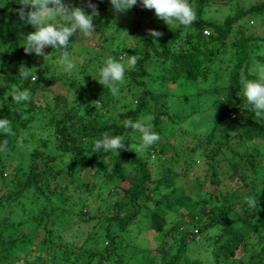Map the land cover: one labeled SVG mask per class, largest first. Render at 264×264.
<instances>
[{
  "label": "trees",
  "instance_id": "trees-1",
  "mask_svg": "<svg viewBox=\"0 0 264 264\" xmlns=\"http://www.w3.org/2000/svg\"><path fill=\"white\" fill-rule=\"evenodd\" d=\"M77 1L79 0H66L73 6H77ZM189 2L193 4V10L196 13V20L193 24L185 28L179 22L172 23L171 28L166 29L157 42H154L149 36L143 38L138 50L137 62L126 70L125 83L121 86L120 94L114 97L106 87L104 88L96 80L82 79L80 81L78 79V76L83 73L90 74L95 60L98 61L104 57L99 49L89 44L80 47L81 53L86 55L84 63L81 66L77 65L76 70L68 76L67 73H63L64 71L62 73L56 71L57 67L53 68V63L46 65L45 70L42 71L39 61H37L40 56L34 53L26 54L22 44L20 45L22 36L35 31V28L21 21L17 15V9L22 6L21 0H0V42L2 43L0 48L9 45L10 40H13L18 46L17 49L14 44L6 46L3 54H0V58L12 55L13 51H15L13 55L19 57L18 60L7 58L5 64L0 66V80L3 82V86L0 87V119L10 120L14 133L7 136L0 134V144L7 141V151L0 152V184L2 188L9 187L8 192L5 190L0 195V207H9L6 217L11 219L9 225H5V228L8 229L6 237L3 235L4 231L0 229V259L5 260L18 249V244H20L19 249L28 258L24 261L25 264H101L108 261L114 249L117 248L116 238L119 234L122 235L124 232L127 234V227L134 221L138 222V217L147 218L148 232L163 235V243L161 241L160 247L137 250L142 255V264H153L159 259L162 260V264H189L190 261L185 255L188 245L193 243L198 235L213 229L217 230V234H207V236L210 239L209 244L212 245L214 264H232L233 260L237 258V254L249 246L248 237L251 235L256 237L257 243H264L263 203L259 202L260 206L257 204L251 211L252 213L256 212V215H261L258 223L249 217L250 207L247 203L243 205L245 209L242 212H237V204L233 203L236 196L231 197L230 195L231 186L229 190L223 191L224 183L217 180L216 166L221 161L216 156L222 154L221 147L223 144H227L226 135L221 136L222 141H219L216 148L206 146L207 152L203 153L207 164L208 179L214 186L219 185L218 194L222 199L220 204H214L206 209L205 199L193 200L174 185L176 176H173V170L168 164L175 162L176 159L172 161L166 156V149L171 148L172 145L167 142L161 147L159 140L146 151H137V146L140 143L138 136L141 134L123 126V121L126 119L143 121L144 118L152 115L151 122H149L152 131L158 133L163 139L173 138V131H169L168 128L175 124L177 117L169 114L167 101L169 97L173 96V93L171 94L168 88L179 83L183 84L181 88L188 82L202 81L205 83L209 63L216 59L213 56H216L217 46L224 47L228 37L233 35L230 46L233 49L234 64L228 72V85L224 101L226 104L234 101L235 107L230 110L234 111L236 106L240 105L239 116L241 114L247 116L243 120H240L239 116L231 119L228 117L227 106L222 105L219 115L214 118V123L227 118L240 126V136L249 141L259 140L264 146V118L255 120L253 118L255 113L251 106L244 102L239 104L237 96L238 91L242 89L239 74L249 61L250 44L255 43L256 46H259L260 43L264 44V32L261 36L253 35L250 33L252 29L246 26L249 20L264 26V1L231 16H226L220 23L204 17L205 10L214 3V0H189ZM79 3L77 7H84L88 14L91 13L87 7L88 0ZM92 3L97 5L99 11V16L94 18L96 30L94 37L102 38V42L110 41L113 37L106 36L107 27H101L99 23L103 17L102 14L113 12V7L112 5L107 6L105 0H92ZM129 11L133 19H136L137 24L145 18L146 26H152L156 31L161 32L158 27L164 21L157 18L154 10L145 9L140 0ZM204 29H208V35L203 34ZM70 39L73 42L74 36ZM101 48L104 47L101 46ZM55 51L57 52L54 49L52 53ZM117 53V51L110 50L109 56L117 60ZM51 58H55V55L52 54ZM257 59L262 61L264 56H259ZM21 65L29 68L34 67L37 80L33 81L31 77L27 80L20 79L19 68ZM95 72L92 71L91 74ZM67 77L70 80L68 84L70 88L79 86L78 89H75L77 103L74 105H69L65 98L53 91L61 79ZM74 77L76 80L72 85L71 79ZM246 79L255 80L256 77L247 75ZM13 86L19 90H29L31 99L16 104L11 99ZM123 90H127L129 93L122 95ZM213 90L217 92L219 89ZM207 91L210 89L197 91L194 96ZM5 93H8L6 97ZM37 94L40 95L38 100L34 99ZM187 96L183 94L179 100L189 101ZM95 100H100L105 106L104 114L102 112L99 114L100 109L93 103ZM44 118L47 121L40 123L39 126H41V131H50L49 140L39 136L40 144L32 146L28 151L25 149L23 152H17L18 141H21L20 146L27 142L21 137L22 132L37 120L40 119L42 122ZM79 122L82 124L78 125ZM105 132L112 136H123L126 144L125 149L118 150V153L105 152L103 149L98 152L94 151L95 140L102 139ZM213 133V131L210 132V138L206 145L212 141ZM26 153L30 157L31 163L27 171L17 175L12 168L10 170V166L14 168L17 164H22L24 159L20 157L17 159L19 161L16 162V165L10 162L8 167L4 159L12 155L19 157ZM232 153L236 154L239 160H244V156L240 153L236 151H232ZM151 158L160 164L165 161L161 175L157 179H152L154 167ZM245 159L247 164L241 163L239 160L229 162L233 173L237 174L239 178L237 182L244 183L246 180L244 174L247 169H250L264 183V163L261 164L259 161L255 163L248 157ZM80 163L83 165L85 175H83L84 178L77 181L74 172ZM15 169L21 170V166L15 167ZM63 171H65L68 180L61 191L67 193V198L75 191L80 195L84 192L91 193V190L95 188L106 191L109 196L119 189L118 198L106 201L103 199V195L97 193V197L102 200L103 205H99L95 212L86 209L82 212L83 208L89 205L88 199L85 195L84 197H73L70 204L71 212L69 210L65 212L64 208L61 209L60 213L63 212L64 220H56V218H52V214L56 210L53 209L49 197L56 189L61 188L59 177L62 176ZM4 172L8 173V179L3 178ZM50 177H53L52 181H49ZM96 184L97 187H95ZM122 184H126L125 188L122 187ZM70 185H73L72 189H70ZM203 186V183H199L198 190ZM240 186L246 187L243 184H235L233 190ZM164 188L169 191L163 192ZM255 188L253 190H256ZM252 193L250 197L255 196ZM257 195L258 193H256ZM17 202L20 203L16 209L18 218L15 217L14 220L10 206ZM28 204V208H35L36 214L32 213L35 210H30L31 215L24 214ZM74 208L77 211L73 210ZM234 210L237 212L235 218L230 215ZM166 212H173L182 220L165 231L163 228L166 224ZM72 218L74 221L80 220L86 223L100 220L101 228L91 232L80 245L69 242L60 235L59 226L62 228L63 225L60 224L65 222L69 227ZM183 219L187 220L183 221ZM41 223H44L43 228L46 229V236L40 243L34 247L30 245L31 243L21 246L25 242L24 234L33 231ZM48 226H52V229ZM89 238L92 241L90 243ZM172 247H175L174 252L171 251ZM152 250H155V254H152ZM2 254L4 256H1ZM112 263L129 264L121 258ZM198 263L195 261V264ZM249 263L264 264V258L257 261L251 259Z\"/></svg>",
  "mask_w": 264,
  "mask_h": 264
},
{
  "label": "rangeland",
  "instance_id": "rangeland-1",
  "mask_svg": "<svg viewBox=\"0 0 264 264\" xmlns=\"http://www.w3.org/2000/svg\"><path fill=\"white\" fill-rule=\"evenodd\" d=\"M76 1V0H75ZM85 0H79L77 1V6L80 4L79 2H83ZM264 0H214V3H212L204 12V17L208 20H211L213 22L220 23L223 21V19L226 16H231L235 13H237L240 10L247 9L251 5L260 3ZM190 3V2H189ZM105 4L107 6L111 5L110 0H105ZM193 6V4H190ZM193 8V7H192ZM102 18L100 20L99 25L101 27H107L106 36L113 38L110 41L102 42V38L94 37L91 38H85L82 33H76L74 36L73 42L70 44L69 51L71 52L72 58L76 62V65H80L84 63L86 55L84 53H81L80 47L82 45L89 44L90 46H94L96 49H99V52L104 55L100 60L96 61L95 64L92 67V71H96L94 74H90L86 72L83 73L81 76H78V79L80 81L83 80H98L99 79V70L104 66V60L105 58L109 57L110 50L117 51V61L122 62L125 64L126 70L131 68L128 66L127 61L130 56H138V50L141 46V40L146 37H151L148 33V30H155L152 26H146V19H142L139 24L136 23V19L132 17L131 12L127 11L125 13H116L115 11L111 13H103ZM134 21V22H133ZM175 25V24H174ZM245 25V24H244ZM249 28L252 29L250 33H253V35L261 36L264 32V26L259 25V23L254 22L253 20H249L248 24H246ZM245 27V26H244ZM147 28V29H146ZM161 29V33H164L166 29H170L171 26L167 25L165 22H162L159 27ZM160 32V31H158ZM237 35V34H235ZM233 35L229 36L226 40L225 46H217L216 50V56L213 58H216L214 62L209 63V71L207 75L205 76V83L202 81H197L196 83H185L184 87L181 88L182 83L170 86L168 88V91L170 93H173V96L168 98V107H169V114L175 115L177 117V120L175 124H172L168 130L173 131V138L171 139H163L160 137V145L161 147L165 145L167 142L172 145L171 148L166 149L167 153L166 156L168 159L175 162H171L168 164L169 167L173 170V176L175 177V183L174 185L181 189L183 193L189 195L193 200H199V199H205L204 205L206 206V209H208L210 206L214 204H220L221 203V197L218 194V187L219 185L216 184L215 186L211 184V182L208 179V172H207V164L206 160L203 157V153L207 152L206 146H209L211 148H216V145L219 143V141H222V135H226L227 137V144H223L221 147L222 154H218L216 158L221 161L216 166V172L217 180L219 182L224 183L223 191H227L230 189L231 186V197L236 196L233 203L235 205L237 204V212H242L245 208L243 205L246 203L245 198L250 197L251 192L256 196V193L258 195L256 196V199L259 202H262L264 205V183L260 181V179L256 176V174L253 173L252 170L247 169L245 172V182L241 183V181H238L237 174L233 173L229 162H234L239 160L238 156L232 151H236L244 156V160L240 159L239 161L244 162L247 164L245 158H250L253 162L258 163V161L262 164L264 163V146L262 145V142L259 140L255 141H249L245 137H242L239 135L240 132V126L237 125V123L229 121L227 118L220 119L218 123H214V118L219 115L220 107L222 105H226L228 108V111L234 106V101L230 103H225L224 101V95L227 89L228 85V72L233 67L234 64V58H233V49L230 46V42L233 40ZM154 42H157L159 38L151 37ZM94 40V41H93ZM2 43L0 42V45ZM14 44L15 48L17 49L18 46L15 45V42L13 40H10V44ZM22 43H20L21 45ZM5 45L4 47L0 48V54H3L5 49L9 46ZM257 44L252 43L250 44V58L249 61L245 64L244 68L240 70V78L246 79L247 75L255 76L256 75L251 71L253 68V65L256 63L264 65V60L259 61L257 57L264 56V44L260 43L259 46H256ZM7 46V47H6ZM104 47V48H101ZM188 47V46H187ZM15 49V50H16ZM110 49V50H109ZM45 54L48 56L47 59L40 56V58H37V61H39V66L42 69V71L45 70L46 65L53 63V68L56 66V71H60V73H67L68 76L70 73H73V71L68 72L65 71L60 64V55L61 53L57 50L54 53V49L52 47H46L44 49ZM12 50L10 51V53ZM81 53V54H80ZM13 54H15V51H13ZM10 55L8 57L2 56L0 58V66L5 64V61L7 58H13L14 60H18L17 55ZM52 54L55 55V58H51ZM114 58V57H113ZM115 59V58H114ZM36 60V59H35ZM76 70V69H75ZM155 72V71H153ZM257 78V77H256ZM126 79V78H125ZM76 77L71 79V84H75ZM249 80V79H248ZM98 82V81H97ZM70 83V80L67 78L61 79L59 85H57L56 88H53L54 92H58L63 98H65L69 105H74L77 103V91L75 89H78L77 87L73 86L70 88L68 84ZM61 84V85H60ZM85 82L82 83L84 86ZM3 86V82L0 80V87ZM217 88V92L213 89ZM242 88V87H241ZM203 89H210V91L207 92H201L202 94L194 96V94L197 91H202ZM129 92L127 90L122 91V95H127ZM40 94V93H38ZM36 95L34 99L38 100L40 98V95ZM183 94L188 95L189 101H180L179 97ZM8 95V93H5V97ZM237 96L239 97L238 103L241 102L247 103L246 98L243 95V90H239L237 93ZM190 97V98H189ZM16 103V102H15ZM95 107L99 108V114L102 112H105V106L101 103L100 100H95L94 102ZM17 104V103H16ZM238 104V105H239ZM110 107V105H108ZM240 106V105H239ZM236 106V112H240V107ZM160 107V106H159ZM161 109V108H160ZM88 110L93 113L89 108ZM238 112V113H239ZM104 114V113H103ZM255 115V114H254ZM253 115V118L256 120L257 118ZM247 115H240V120H243ZM229 117V116H228ZM47 118V117H46ZM107 116L105 117V119ZM152 115H149L148 117L144 118L143 121L145 123L151 124ZM47 119L44 118L42 122H40V119L34 122L26 131L22 132L21 137L25 139L27 142L25 144H21L18 141V145L16 148L17 152H23L25 149L28 151L32 146L40 144V137L45 140H49L50 131L43 130L41 131V126H39L40 123L46 122ZM82 124V122L77 123ZM213 131V139L211 142H209L208 145H206V142L209 141L210 138V132ZM40 136V137H39ZM140 137L138 136V140L140 141ZM40 146V145H38ZM49 153V152H47ZM22 158V164H17L16 162L19 161L17 159ZM155 157V156H154ZM5 163L8 166H10V162H13V165H16L15 167L21 166V170H16L15 167L10 166L14 170L15 174L21 175L24 171L28 170V166L31 163V159L29 156H27V153L24 155H21L19 157H14V155L7 157L4 159ZM153 164V173H152V179H157L162 172V166L165 165V161H162L158 163L154 158L150 159ZM168 160V161H169ZM15 161V162H14ZM167 161V162H168ZM84 168L81 163L79 166L75 169V176L77 178V181L81 180L84 173ZM4 179H8L9 175L7 172H4L3 174ZM53 178V177H52ZM52 178H49V181H52ZM60 179V186L54 193L50 194L49 201L51 202L53 209L56 210L52 214V218H56V220H64L62 218V213H60V210L64 208V211L70 210V204L71 201L74 198L84 197L88 199L89 205L83 208L82 212H84V209L94 211L96 210L99 205L102 204V200L98 199L97 193H100L103 195V199L106 201H112L115 200V198H118L119 189L116 192H113L112 195L106 194V191L93 189L91 190V193L84 192L80 195L79 192L75 191L72 194H69L71 196H68L67 193L62 192V187H65V184H67V176L65 174V171L62 172V176L59 177ZM56 181V179H55ZM76 181V182H77ZM57 182V181H56ZM199 183H203L204 186L202 189L200 188L198 190L197 185ZM235 184H243L246 185V187L240 186L235 187L236 189L233 190ZM126 184H122V187L125 188ZM259 185V186H257ZM73 185H70V189H72ZM97 187V184L96 186ZM256 187V188H255ZM256 190H253V189ZM9 187L2 188L0 184V195L1 193H4L5 190L8 192ZM163 192H168L169 189H162ZM115 194V195H113ZM74 195V196H72ZM24 201V199H23ZM105 201V202H106ZM231 201V202H232ZM20 203L17 202L12 204L10 206L11 210L13 211V219L15 220L17 217V207ZM29 204L26 207V210L24 211L25 215H31L30 210H35V208L29 207ZM260 206V205H259ZM263 208V207H262ZM254 208L249 209V217L253 219L255 222H258L260 220L261 215H256V212L252 213ZM9 210V207L7 208L0 207V229L1 231H4L3 235H7L6 233L8 231L7 228H5V225L9 223L11 220L10 218L6 217V213ZM77 211L75 208L73 209ZM264 210V209H263ZM236 210L231 211V217L235 218L237 216ZM32 213H37L35 210ZM142 213V212H141ZM166 224L164 226V230L166 231L174 225L179 220H182L178 215H176L173 212H166ZM255 214V215H254ZM24 215V216H25ZM12 217V216H10ZM16 217V218H15ZM138 222L134 221L132 222L127 228V234L126 232L119 234L118 238H116L117 248L114 249L113 253L109 257L108 261L103 262L101 264H113L112 262L116 261V259L121 258L124 262H127L129 264H142L143 259L141 258L142 255L139 254L137 251L139 248H150L155 249L157 246H161L162 241V234H155L153 232H148V222L147 218H141L138 217ZM187 219H183V221H186ZM259 223V222H258ZM43 224L39 227L34 228L33 231L26 232L24 234V243L21 244V246L25 245L26 243H31L34 247V245H38L40 241L46 236V229L43 228ZM9 225V224H8ZM60 225H63L61 228L59 226L60 235L62 238L66 239L69 242H73L75 244H82L84 239L91 234V232H94L95 230H98L101 228V221L95 220L90 222H81L80 220H73L70 221V225L65 224V222L61 223ZM52 229V226H48ZM5 229V230H4ZM10 229V227H9ZM209 235H216L217 230H208V232L203 233L201 235L197 236V239L188 245V250L185 253L186 257L190 261L189 264H195V261H198V264H214L215 263V257L212 254V245L209 244ZM6 237V236H5ZM4 237V238H5ZM155 237V238H154ZM168 239V238H167ZM91 239L89 238V243ZM169 241V240H168ZM92 242V241H91ZM171 242V241H170ZM175 242V241H173ZM163 243V241H162ZM176 243V242H175ZM173 243V244H175ZM248 247L237 254V258L233 260L232 264H243V263H249L251 259L254 261H257L261 258H264V243H257V239L255 236L251 235L248 237ZM166 247V246H164ZM20 244H18V249L15 250L11 255H9L5 260L0 259V264H25L24 261L28 260L26 257L27 255L24 254L23 251L20 249ZM163 248V247H162ZM159 249V248H158ZM172 252L175 251V247H172ZM136 252V254H135ZM152 254H155V250H152ZM1 256H4L3 254ZM33 262V261H32ZM153 264H162V260H156Z\"/></svg>",
  "mask_w": 264,
  "mask_h": 264
},
{
  "label": "clouds",
  "instance_id": "clouds-1",
  "mask_svg": "<svg viewBox=\"0 0 264 264\" xmlns=\"http://www.w3.org/2000/svg\"><path fill=\"white\" fill-rule=\"evenodd\" d=\"M113 10L116 13H125L137 5L138 0H110ZM147 10H154L157 18L167 25L179 22L185 28L190 27L196 20V13L189 3V0H140ZM22 6L17 9V15L21 21L35 28L34 32L22 36V47L26 54H35L45 59L46 47L58 50L60 64L65 71L71 72L77 65L69 51L71 37L76 33H82L85 38H91L96 34L94 18L99 16L97 5L88 0L87 7L91 10L88 14L84 7L73 6L66 0H21ZM151 37L159 38L163 33L148 30ZM137 62V57L130 56L127 64L132 67ZM251 71L256 75L255 80L241 79L243 95L246 102L251 106L257 119L264 118V65L256 63ZM29 77L33 81L37 80L36 69L21 65L19 68V78L27 80ZM126 67L122 62L109 56L104 60V66L99 70L97 80L104 88L106 87L111 95L118 96L121 86L125 83ZM11 99L17 104L29 101L31 92L27 89L19 90L13 86ZM125 128H130L133 132L141 134L137 151H146L149 147L160 140L158 133L152 131L151 125L142 120L133 121L126 119L123 121ZM0 134L11 135L13 129L11 121L0 119ZM124 137L120 135L112 136L108 132L103 134L102 139L94 142V151L103 149L105 152H117L125 149ZM7 151V141L0 144V152ZM246 203L250 208H255L258 201L255 196L246 197Z\"/></svg>",
  "mask_w": 264,
  "mask_h": 264
},
{
  "label": "built area",
  "instance_id": "built-area-1",
  "mask_svg": "<svg viewBox=\"0 0 264 264\" xmlns=\"http://www.w3.org/2000/svg\"><path fill=\"white\" fill-rule=\"evenodd\" d=\"M203 34L208 35V34H209L208 29H204V30H203ZM238 112H239V111H238ZM238 112H236V111H229V112H228V116H229V118H231V119L236 118V117L239 116V114H240V112H239V113H238Z\"/></svg>",
  "mask_w": 264,
  "mask_h": 264
}]
</instances>
